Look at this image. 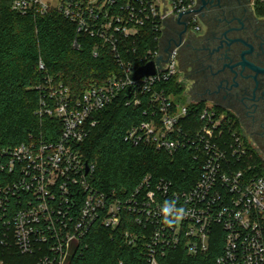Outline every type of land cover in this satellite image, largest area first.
Wrapping results in <instances>:
<instances>
[{
  "label": "built area",
  "instance_id": "2783aa9c",
  "mask_svg": "<svg viewBox=\"0 0 264 264\" xmlns=\"http://www.w3.org/2000/svg\"><path fill=\"white\" fill-rule=\"evenodd\" d=\"M193 5V0L59 1L56 7L77 23L78 31L99 36L115 51L118 36H134L148 21L161 31L159 45L139 58L144 62L139 67L125 63L117 53L124 73L93 84L80 98L62 83L51 84L38 113L62 121L55 140L33 136L15 146L0 143V172L7 173L6 181L0 179V264H8L3 254L13 246L23 254H40L39 264H68L97 221L112 230L132 224L134 229L128 228L125 235L131 244L145 241V264H161L158 254L167 246L183 244L192 255L206 253L214 235L223 242L215 264H264V176L253 174L249 164L239 168L249 155L247 140L212 105L202 110L200 129L183 132L187 104L156 86L179 72L178 47L167 51L162 39L164 22ZM51 6L46 0H12V9L21 14H46ZM192 23L197 26L196 18ZM150 61H159L156 73L134 78ZM40 67L45 68L42 61ZM123 93L126 103L134 105L148 95L151 112L150 120L127 130L126 141L170 153L182 146L197 149L202 172L191 189L180 191L172 181L147 176L133 193L118 197L93 184L94 166L79 144L97 124L95 113ZM225 125L232 129L229 139ZM165 201H175L174 213L184 210L179 219L170 215L175 220L171 226L163 222Z\"/></svg>",
  "mask_w": 264,
  "mask_h": 264
},
{
  "label": "trees",
  "instance_id": "16d2710c",
  "mask_svg": "<svg viewBox=\"0 0 264 264\" xmlns=\"http://www.w3.org/2000/svg\"><path fill=\"white\" fill-rule=\"evenodd\" d=\"M126 1L120 0V4H126ZM160 36L161 31L148 21L140 26L138 34L118 36L115 51L99 36L78 31L77 23L56 6H51L46 14H21L12 9V0H0V143L15 146L30 141L33 136L55 140L60 134L62 121L56 116L38 113L41 100L51 84L62 83L70 88L73 97L80 98L93 84L105 83L111 76L124 73L117 53L125 63L132 62L139 67L144 63L139 58L157 49ZM40 61L45 64L44 69L40 67ZM156 86L164 88L177 100L185 92L179 75ZM126 97L123 93L96 112L97 124L79 144L86 161L94 166L93 184L118 197L133 193L147 176L153 180L172 181L180 191L191 189L202 172L203 159L195 156L197 149L182 146L170 153L152 145H135L126 141L125 134L131 126L151 119L148 95L140 105L127 104ZM184 104H187L189 114L181 121L183 132L200 129L204 124L201 113L208 102ZM212 106L226 114V122L229 121L231 128L247 140L249 155L239 168L249 164L253 167V174L264 176V160L248 142L236 115L219 105ZM224 127L225 138L229 139L232 129ZM5 174L0 172V179L6 181ZM131 226L123 224L112 230L97 221L68 264L147 263L145 241L141 239L135 245L126 238L125 231L134 229ZM222 249V236L214 235L206 253L192 255L185 245L180 244L167 246L158 258L161 264H215ZM3 257L8 264H39L40 254H23L13 246L10 250L5 249Z\"/></svg>",
  "mask_w": 264,
  "mask_h": 264
},
{
  "label": "flooded vegetation",
  "instance_id": "af4514ba",
  "mask_svg": "<svg viewBox=\"0 0 264 264\" xmlns=\"http://www.w3.org/2000/svg\"><path fill=\"white\" fill-rule=\"evenodd\" d=\"M193 1L164 22L167 51L178 47V75L196 101L232 111L250 140L264 142V0Z\"/></svg>",
  "mask_w": 264,
  "mask_h": 264
},
{
  "label": "rangeland",
  "instance_id": "374dc122",
  "mask_svg": "<svg viewBox=\"0 0 264 264\" xmlns=\"http://www.w3.org/2000/svg\"><path fill=\"white\" fill-rule=\"evenodd\" d=\"M46 1L49 2L52 6H58L60 0H46ZM179 78H180V81L183 82L185 85V92H184V95L181 97L180 100H177V99L176 100L180 103L196 102V99H194V97L191 96L189 93L191 83L190 82L189 83L184 82L181 79L180 75H179ZM192 82H193V80H192ZM208 104L214 105L213 102H208ZM247 139H248V142L252 145V147L257 150L258 155L264 160V142L255 143L252 140H250V138L247 137Z\"/></svg>",
  "mask_w": 264,
  "mask_h": 264
},
{
  "label": "clouds",
  "instance_id": "9594fccd",
  "mask_svg": "<svg viewBox=\"0 0 264 264\" xmlns=\"http://www.w3.org/2000/svg\"><path fill=\"white\" fill-rule=\"evenodd\" d=\"M175 207V201H165L164 207L162 209V212L164 214V220L163 222L169 226H171L175 220L170 219V215H174L175 219H179L180 215L183 214V209H177L176 212H173V209Z\"/></svg>",
  "mask_w": 264,
  "mask_h": 264
},
{
  "label": "water",
  "instance_id": "95a60500",
  "mask_svg": "<svg viewBox=\"0 0 264 264\" xmlns=\"http://www.w3.org/2000/svg\"><path fill=\"white\" fill-rule=\"evenodd\" d=\"M159 61H150L146 65L140 67L138 71L134 74V78L138 79L143 76L153 75L156 73V65ZM87 171H89V166L87 167Z\"/></svg>",
  "mask_w": 264,
  "mask_h": 264
}]
</instances>
